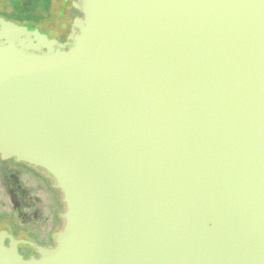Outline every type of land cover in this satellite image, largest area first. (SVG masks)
I'll return each mask as SVG.
<instances>
[{"label": "water", "instance_id": "obj_1", "mask_svg": "<svg viewBox=\"0 0 264 264\" xmlns=\"http://www.w3.org/2000/svg\"><path fill=\"white\" fill-rule=\"evenodd\" d=\"M72 3L64 43L0 17V157L65 205L0 264H264V0Z\"/></svg>", "mask_w": 264, "mask_h": 264}, {"label": "flooded vegetation", "instance_id": "obj_2", "mask_svg": "<svg viewBox=\"0 0 264 264\" xmlns=\"http://www.w3.org/2000/svg\"><path fill=\"white\" fill-rule=\"evenodd\" d=\"M57 1V0H56ZM73 1L75 0H59V4L57 5V13H53V5L52 0H46V4H44V11L35 12L30 11L31 14L36 15L41 19L39 23H33L30 21H23L18 24L29 23L32 26H36L41 33L46 34L49 38L56 39L57 41L64 43L69 33L72 29L71 23L75 16H82V14L74 8ZM43 12H46V17L43 18ZM52 20L51 18H54ZM47 18V19H46ZM46 19V21H45ZM50 29V33H46L42 30ZM67 48V46H65ZM0 173L4 176L11 175L17 178L18 184H26L30 188H41L43 187L49 194L36 198L35 205L41 206V208H45V210H49L53 212V204L56 201V189L52 186V181L48 177H46L43 173L36 170L34 167L27 165L23 162H17L14 158L10 159H2L0 157ZM62 202V199H60ZM63 203V202H62ZM31 205L25 198L22 199V206H17V208H13L12 213H14L17 217V222L10 223L15 226L16 231H11L7 229V227L0 228L6 229L9 233H11L15 238H25L35 242L41 246H49L54 245L55 241L53 238V234L55 231L59 230L64 220L58 216V212L55 215V212L51 215L50 219L45 223L44 226H40L37 222H29L23 218L22 209L30 208ZM65 206L62 210H64ZM21 225H25V229L22 228ZM5 244L8 243V239H5ZM18 251L24 258H29L30 256H38L36 251L29 246L28 244H18Z\"/></svg>", "mask_w": 264, "mask_h": 264}, {"label": "rangeland", "instance_id": "obj_3", "mask_svg": "<svg viewBox=\"0 0 264 264\" xmlns=\"http://www.w3.org/2000/svg\"><path fill=\"white\" fill-rule=\"evenodd\" d=\"M44 4H46V0H0V17L16 23L30 21L37 24L41 19L31 14L30 11H44ZM51 4L54 9L53 13H57L56 7L59 4V0H52ZM46 15V12H43V18ZM51 19L55 20V17ZM42 31L50 33V29H43ZM16 181V177L11 175L4 176L0 173V228L6 226L7 229L16 231L15 226L10 222L12 221L16 224L19 222H17V217L12 213V210L13 208H17V206H22L23 198L33 205L30 208L22 209L23 218L26 221L37 222L40 226H44L53 212L56 213V211L45 210V208L35 205L34 201L36 198L48 195L49 193L43 187L33 189L26 184H18ZM62 211V209L59 210V217ZM21 226L25 229V225Z\"/></svg>", "mask_w": 264, "mask_h": 264}, {"label": "trees", "instance_id": "obj_4", "mask_svg": "<svg viewBox=\"0 0 264 264\" xmlns=\"http://www.w3.org/2000/svg\"><path fill=\"white\" fill-rule=\"evenodd\" d=\"M53 190H55V194H56V201H55V203L53 204V210H55L56 211V213H57V211H59L60 209H63V207L65 206L64 205V203H62L61 202V193H60V191L58 190V189H53ZM58 209V210H57ZM56 213H55V215H56Z\"/></svg>", "mask_w": 264, "mask_h": 264}]
</instances>
